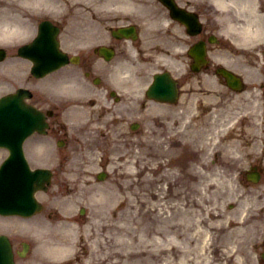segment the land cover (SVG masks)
Segmentation results:
<instances>
[{"label":"clouds","instance_id":"clouds-1","mask_svg":"<svg viewBox=\"0 0 264 264\" xmlns=\"http://www.w3.org/2000/svg\"><path fill=\"white\" fill-rule=\"evenodd\" d=\"M6 116L0 264H264V0H0Z\"/></svg>","mask_w":264,"mask_h":264},{"label":"water","instance_id":"water-1","mask_svg":"<svg viewBox=\"0 0 264 264\" xmlns=\"http://www.w3.org/2000/svg\"><path fill=\"white\" fill-rule=\"evenodd\" d=\"M7 249L6 248H3L2 251H0V255L2 256L3 259H6L7 258Z\"/></svg>","mask_w":264,"mask_h":264}]
</instances>
